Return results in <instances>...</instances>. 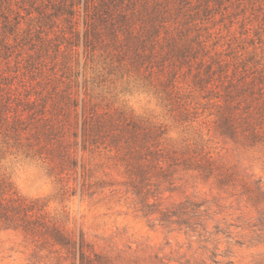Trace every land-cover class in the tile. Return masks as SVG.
<instances>
[{"label": "trees", "instance_id": "trees-1", "mask_svg": "<svg viewBox=\"0 0 264 264\" xmlns=\"http://www.w3.org/2000/svg\"><path fill=\"white\" fill-rule=\"evenodd\" d=\"M228 8L225 0H0V60L10 64L14 55L27 51L24 68L36 81L24 98L18 94L13 114L11 98L0 101V135L61 173L78 169L80 139L83 191H90L93 177L86 155L105 154L123 168L125 185L144 207L155 206L151 200H160L165 185L171 193L181 189L185 173L217 175L225 187L233 177L230 168L212 157L203 166L166 147L162 127L121 111L99 112L88 102L79 126L70 55L82 43L88 62H102L109 75L141 78L173 110L181 109L182 120L190 105L179 102L180 80L188 79L189 93L202 94L215 109L211 115L220 136L251 148L264 146V70L250 67L243 55L227 53L229 48L212 39L221 34L211 32L216 17L226 16ZM59 55L62 69L49 74L45 63L54 60L55 69ZM14 87L9 83L4 89L9 97L17 92ZM9 191L10 184L1 181L0 232H18L34 244L31 264L48 257L43 251L52 255L51 264L135 263L120 253L97 250L83 233L76 239L38 201L16 192L7 197ZM259 200L264 201L262 191Z\"/></svg>", "mask_w": 264, "mask_h": 264}, {"label": "rangeland", "instance_id": "rangeland-1", "mask_svg": "<svg viewBox=\"0 0 264 264\" xmlns=\"http://www.w3.org/2000/svg\"><path fill=\"white\" fill-rule=\"evenodd\" d=\"M225 6L229 7L226 16L218 15L211 31L221 34L212 39L229 48L227 53L243 55L250 67L264 70V0H225ZM83 31L81 16V38ZM26 52L14 55L10 64L0 60V89H7L9 83L17 89L11 97L5 90L0 93L4 95L0 101H13L11 114L19 107L18 94L24 98L29 85L36 84L24 68ZM73 52L72 88L79 103V126L85 102L99 112H125L162 127L166 147L203 166L212 157L230 168L233 177L222 187L217 175L182 174L181 189L171 193L165 185L160 200H151L155 206L144 207L125 185L123 168L105 154L86 155L93 177L90 191H83L80 139L78 169L61 173L47 159L28 156L25 146L1 134L0 182L11 186L6 196L16 192L38 201L76 239L83 233L97 250L120 253L126 260H136L134 264H264V201L259 200L260 191L264 193V146L251 148L220 136L211 115L215 109L202 94L189 93L188 79L180 80L179 102L190 105L182 120L181 109L173 110L141 78L107 74L102 62L86 60L82 43ZM62 61L59 55L53 69L54 60H48L45 71L62 69ZM74 122L72 118V127ZM34 249L22 234L0 232V264H31ZM43 254L48 257L39 264H51L52 255Z\"/></svg>", "mask_w": 264, "mask_h": 264}]
</instances>
